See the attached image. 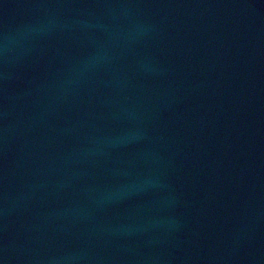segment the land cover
Listing matches in <instances>:
<instances>
[{
	"label": "water",
	"instance_id": "1",
	"mask_svg": "<svg viewBox=\"0 0 264 264\" xmlns=\"http://www.w3.org/2000/svg\"><path fill=\"white\" fill-rule=\"evenodd\" d=\"M0 264H264V0H0Z\"/></svg>",
	"mask_w": 264,
	"mask_h": 264
}]
</instances>
